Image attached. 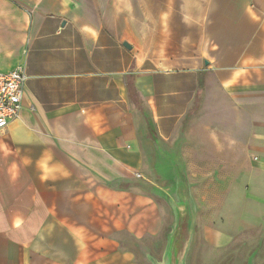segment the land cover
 <instances>
[{
  "label": "crops",
  "instance_id": "1",
  "mask_svg": "<svg viewBox=\"0 0 264 264\" xmlns=\"http://www.w3.org/2000/svg\"><path fill=\"white\" fill-rule=\"evenodd\" d=\"M124 3L0 0V71L26 76L0 132V264H140L123 237L164 236L146 186L177 168L264 193V0H148L139 45Z\"/></svg>",
  "mask_w": 264,
  "mask_h": 264
},
{
  "label": "rangeland",
  "instance_id": "2",
  "mask_svg": "<svg viewBox=\"0 0 264 264\" xmlns=\"http://www.w3.org/2000/svg\"><path fill=\"white\" fill-rule=\"evenodd\" d=\"M148 6V0H125L126 38L133 45L141 41L149 43V18L144 16ZM156 22L159 27V19ZM194 117L189 114L185 120L181 139L188 133L189 137L192 135ZM173 174L164 178L155 175L161 189L146 186V191L165 208L169 217L164 236L157 241L123 237L122 246L136 253L140 264H163L169 236L179 224L181 209L186 213L180 226L184 248L181 264H264V193L257 194L243 185L230 189L229 180L198 179L191 170L177 168ZM216 185L220 194H212ZM263 185L264 176L257 178L253 186L261 189ZM229 190L233 192L223 193ZM213 232L224 234L229 240L218 245L212 240Z\"/></svg>",
  "mask_w": 264,
  "mask_h": 264
},
{
  "label": "built area",
  "instance_id": "3",
  "mask_svg": "<svg viewBox=\"0 0 264 264\" xmlns=\"http://www.w3.org/2000/svg\"><path fill=\"white\" fill-rule=\"evenodd\" d=\"M25 81L22 66L6 73L0 71V132L18 118L22 110Z\"/></svg>",
  "mask_w": 264,
  "mask_h": 264
},
{
  "label": "water",
  "instance_id": "4",
  "mask_svg": "<svg viewBox=\"0 0 264 264\" xmlns=\"http://www.w3.org/2000/svg\"><path fill=\"white\" fill-rule=\"evenodd\" d=\"M125 46L129 49L131 48L128 43H125ZM180 226H183V222L181 219L179 220V224L175 232H173V234H171L170 236L167 250L163 259V264H181L182 253L184 248L181 243V232L183 230H181Z\"/></svg>",
  "mask_w": 264,
  "mask_h": 264
},
{
  "label": "trees",
  "instance_id": "5",
  "mask_svg": "<svg viewBox=\"0 0 264 264\" xmlns=\"http://www.w3.org/2000/svg\"><path fill=\"white\" fill-rule=\"evenodd\" d=\"M199 88H200V90L203 88V80H202V78H200ZM198 100H199V97H198Z\"/></svg>",
  "mask_w": 264,
  "mask_h": 264
}]
</instances>
